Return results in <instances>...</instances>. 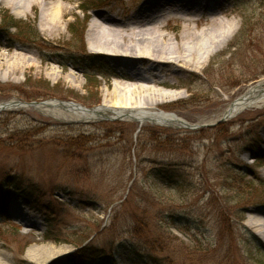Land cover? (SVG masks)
I'll return each mask as SVG.
<instances>
[{"label":"rangeland","instance_id":"rangeland-1","mask_svg":"<svg viewBox=\"0 0 264 264\" xmlns=\"http://www.w3.org/2000/svg\"><path fill=\"white\" fill-rule=\"evenodd\" d=\"M61 3L71 13L59 30L38 10L0 4V103L58 100L95 109L116 101L120 71L91 51L90 22L96 11L125 14L139 0ZM203 4L204 20L229 13L235 36L173 89L156 88L180 96L161 110L200 128L61 121L33 109L0 114L1 264H70L85 247L100 256L87 264H264V239L256 235L263 229L250 219L264 213V109L219 123L264 81V0ZM12 18L19 30L8 29ZM71 25L83 31L81 44ZM173 25L164 35L177 44L182 23ZM21 28L37 33L35 42Z\"/></svg>","mask_w":264,"mask_h":264},{"label":"bare ground","instance_id":"bare-ground-1","mask_svg":"<svg viewBox=\"0 0 264 264\" xmlns=\"http://www.w3.org/2000/svg\"><path fill=\"white\" fill-rule=\"evenodd\" d=\"M61 1L68 0H0V4L17 10H38L45 25L59 30L65 16L71 13ZM204 2L139 0L138 6L125 14L113 7L96 11L91 18L88 40L93 53L105 56L113 68L120 71L114 79L115 94L112 97L116 101L112 104L105 102L92 110L79 108L76 104L56 105L57 101H51L49 106L40 108V113L61 121L98 122L103 118H120L139 127L147 124L175 129L187 127V121L160 109V106L172 101L169 99L180 96L167 95L156 88L173 89L180 75L203 69L214 54L229 44L238 29V24L229 19L226 11L213 13L211 18L204 20L201 17L206 13ZM199 5L201 10L197 8ZM222 14L229 16L228 20H222ZM173 21L182 23V34L177 44L164 35L165 30H175V25L168 28ZM193 25L201 27L200 31L196 32ZM121 94L123 96L118 97ZM10 109L25 108L22 104H15ZM256 109H264V81L252 86L222 117L227 115L231 119L242 111ZM250 219L253 226L263 229L257 230L256 235L264 239L263 211H255ZM19 220L25 226H34L27 217ZM55 255L57 253L54 252L48 259L56 258Z\"/></svg>","mask_w":264,"mask_h":264},{"label":"trees","instance_id":"trees-1","mask_svg":"<svg viewBox=\"0 0 264 264\" xmlns=\"http://www.w3.org/2000/svg\"><path fill=\"white\" fill-rule=\"evenodd\" d=\"M91 1H94V0H91ZM89 11V10H85L82 12H84V14H86V12ZM6 15V14H5ZM4 15V16H5ZM7 18V16L3 17L2 18V21H4L5 19ZM12 23L9 24L8 26V29L11 30V29H18L19 30V26L18 24H16L15 20L12 18L11 19ZM14 21V23H13ZM73 26L71 25L70 26V31L72 33V35L78 39H75L76 42L78 43H82L83 39L79 38L80 36V33L82 35V32L81 31L79 33V31L75 30L74 28H72ZM78 33V34H77ZM19 35H25L27 36V38L29 39H32L31 42H35V40L37 39L38 37V34L37 33H32L31 31L28 32L27 34L24 32V29L21 28V31H19ZM81 37V36H80ZM30 41V40H29ZM84 51V49H83ZM86 51H84L83 53H85ZM88 81L91 82L92 80L88 77ZM259 160L263 159L261 156H258L257 157ZM9 180V179H8ZM4 203H2L3 205ZM99 254H98V250L97 249H90L89 247H85L84 249H81L80 251H78V253L74 254L73 256H71L70 258H68V261L70 262V264H87L89 262V260L91 261H94V260H97V258H99ZM57 264V262H55ZM90 263V262H89ZM59 264H66L65 262L63 263H59Z\"/></svg>","mask_w":264,"mask_h":264},{"label":"water","instance_id":"water-1","mask_svg":"<svg viewBox=\"0 0 264 264\" xmlns=\"http://www.w3.org/2000/svg\"><path fill=\"white\" fill-rule=\"evenodd\" d=\"M52 101H57L56 105H63V106H67V104H73V103H65V102H62V101H58V100H52ZM51 103V101H43V102H23V101H20V100H12V101H9V102H3V103H0V114L3 113V112H6V111H10L11 109V106H14L15 104H22V106L24 108H27V109H33V110H36L38 112H40V108H44V106H49ZM77 105V104H76ZM79 108L81 107L80 105H77ZM84 108V107H82ZM86 109V108H84ZM88 110V109H86ZM92 110V109H91ZM230 119L227 118V115L224 116L220 121L219 123H224L226 121H228ZM201 126L200 125H189L187 124V128L191 129V130H196L198 128H200Z\"/></svg>","mask_w":264,"mask_h":264}]
</instances>
